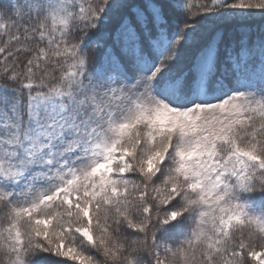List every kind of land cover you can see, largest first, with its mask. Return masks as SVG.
I'll use <instances>...</instances> for the list:
<instances>
[{
	"label": "snow or ice",
	"instance_id": "snow-or-ice-1",
	"mask_svg": "<svg viewBox=\"0 0 264 264\" xmlns=\"http://www.w3.org/2000/svg\"><path fill=\"white\" fill-rule=\"evenodd\" d=\"M195 8L0 0V264H264V0Z\"/></svg>",
	"mask_w": 264,
	"mask_h": 264
},
{
	"label": "rangeland",
	"instance_id": "rangeland-1",
	"mask_svg": "<svg viewBox=\"0 0 264 264\" xmlns=\"http://www.w3.org/2000/svg\"><path fill=\"white\" fill-rule=\"evenodd\" d=\"M188 2L193 6V10H195V6L196 5H198L200 2H201V0H188ZM258 235H255L254 236V239L257 237ZM259 237V236H258ZM257 237V238H258ZM260 238V237H259ZM258 238V239H259ZM262 243H264V239H263V241L261 240V238L259 239ZM254 242V241H253ZM254 243H256V242H254ZM257 250H260L259 248H257Z\"/></svg>",
	"mask_w": 264,
	"mask_h": 264
},
{
	"label": "trees",
	"instance_id": "trees-1",
	"mask_svg": "<svg viewBox=\"0 0 264 264\" xmlns=\"http://www.w3.org/2000/svg\"><path fill=\"white\" fill-rule=\"evenodd\" d=\"M195 10H196V8H195ZM195 10H194V11H195ZM257 237H258V236H257ZM257 237L254 239V242H256V243H255L256 247L260 249L259 246L262 244V242L259 240L260 238L258 237V238H259V239H258ZM261 240L263 241V239H261ZM249 259H250V258H249ZM253 264H254V262H253Z\"/></svg>",
	"mask_w": 264,
	"mask_h": 264
}]
</instances>
